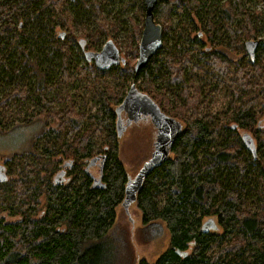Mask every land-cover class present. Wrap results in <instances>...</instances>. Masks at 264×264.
Masks as SVG:
<instances>
[{"label":"trees","instance_id":"obj_1","mask_svg":"<svg viewBox=\"0 0 264 264\" xmlns=\"http://www.w3.org/2000/svg\"><path fill=\"white\" fill-rule=\"evenodd\" d=\"M88 4L0 0V134L37 126L28 148L6 157L20 167L14 179L0 180V214L13 218L0 216V264H114L108 231L128 178L114 108L132 81L182 123L168 158L136 196L142 223L160 220L168 244L155 261L135 264H264V9L244 0H157L162 43L148 62L134 71L143 24H133L124 61L107 69L89 62L87 74L72 68L69 45L55 29L74 36ZM180 14L192 19L174 26ZM251 39L258 40L254 57L224 53H238ZM99 73L116 84L99 81ZM89 75L94 109H77V95L62 93L59 83ZM223 88L231 98L218 116L211 106ZM39 142L42 159L55 166L72 161L61 181L54 178L63 164L53 173L33 157ZM97 154L102 162L91 164ZM208 217L215 230H202Z\"/></svg>","mask_w":264,"mask_h":264},{"label":"rangeland","instance_id":"obj_2","mask_svg":"<svg viewBox=\"0 0 264 264\" xmlns=\"http://www.w3.org/2000/svg\"><path fill=\"white\" fill-rule=\"evenodd\" d=\"M244 1L246 7L250 9H264V0ZM141 2H143V0H96V2L93 3L89 0V4L80 12V17L77 18L74 36L68 34L67 30L64 28L57 27L55 29V35H58L61 40H64L66 44L69 45V60L72 68L84 67L85 69L82 70L89 74V65L94 61H88L85 57V52L100 51L108 39H111L119 48L120 57L126 58L127 55L123 47L131 42L130 35L132 25L139 23L143 24L144 14L142 18L139 17ZM76 11L79 12L77 9ZM179 18L183 20V22L188 23L190 19H192L191 16L188 17L185 14H180L173 18L174 26ZM262 49L261 57L264 58V45ZM224 53L228 54L233 59H235V57L237 58V55L244 59H250L245 50V46H242V50H238V53L230 49L224 50ZM51 71L53 76L57 75L56 68ZM79 77L81 76H77V79ZM97 78L99 81L110 85H115L117 81L116 78L108 73H99ZM130 83L131 82L128 83L125 93ZM189 84L198 83L192 80ZM94 85L95 82L89 75L88 80L79 79L74 85L59 83L58 90L62 93L67 90L72 95L76 94L75 105L77 109L91 108L93 110L94 107L91 99L94 96V89H91V87ZM250 95L251 92L247 93L245 96L249 97ZM168 97L171 99L173 98L171 94H168ZM230 98L229 90L223 88L213 101L211 106L212 113L220 116L221 112L226 109ZM36 129V125L15 127L7 133L0 134V165H4V167H0V177H3V180L7 179L6 182L16 177V172L20 167L18 163H14V161L13 163L7 161L9 158L6 157L26 150L29 145L30 137L34 134ZM155 132L156 130L150 119L144 117L140 118L138 122L128 126L118 138V158L122 162L128 175L134 176L144 161L150 157L153 151ZM41 148L42 142L37 143L33 157H35L37 162H44L46 169H54L53 173L58 172L63 161L55 166L52 162L42 159L40 156ZM95 151H99L98 145ZM1 215L7 220L13 219L8 215L6 210L2 211L0 216ZM141 219V210L136 201L130 203L127 208L121 204L116 207L115 218L108 231L110 236L109 239L113 247H115V250H117V257L114 264H135L140 258H145L147 261L153 262L166 248L169 235L164 224L160 220H156L150 225H144ZM206 219H204L202 223Z\"/></svg>","mask_w":264,"mask_h":264},{"label":"water","instance_id":"obj_3","mask_svg":"<svg viewBox=\"0 0 264 264\" xmlns=\"http://www.w3.org/2000/svg\"><path fill=\"white\" fill-rule=\"evenodd\" d=\"M156 3L157 0H143V27L138 42V55L133 67L135 72H138L148 62L160 48L162 43L161 26L154 20L153 10ZM256 43L257 42L254 41L252 46ZM85 57L88 61L93 60L94 64L100 69L116 66L124 61V58L120 57L119 48L111 39L105 42L100 51H86ZM122 110L128 113L126 123H124L121 118ZM114 111L116 113L115 129L118 137L121 136L132 120L138 121L143 116L149 117L156 130L153 151L150 157L144 161L134 176L128 175L125 184L124 198L121 202V205L127 208L130 203L136 201L137 192L145 177L154 167L163 164L168 158L172 145L182 130V123L176 118L164 113L152 97L136 87L134 81L130 83L125 95L121 102L115 107ZM246 137L245 135V141L251 144L252 140H248ZM94 162L95 157L91 159L90 163L93 164ZM71 165V160L65 161L63 163V168L55 175V181H61L65 174V167H70ZM1 166L2 165H0V167ZM3 179V177H0V180ZM201 227L202 230L207 231L216 229L217 225L213 218H208L202 223Z\"/></svg>","mask_w":264,"mask_h":264},{"label":"flooded vegetation","instance_id":"obj_4","mask_svg":"<svg viewBox=\"0 0 264 264\" xmlns=\"http://www.w3.org/2000/svg\"><path fill=\"white\" fill-rule=\"evenodd\" d=\"M244 46H245V43H244ZM245 50H246V48H245ZM256 50V49H255ZM247 51V50H246ZM247 54H248V56H249V58H251V56L249 55V53L247 52ZM254 55H255V52H254ZM116 107V106H115ZM114 110H115V108H114ZM116 114V113H115ZM144 117H146V116H144ZM144 117H141V118H144ZM121 118H122V120H123V122L124 123H126L127 122V119H128V113L125 111V110H122L121 111ZM115 120H116V117H115ZM139 121V120H138ZM138 121H131L129 124H128V126H130L132 123H135V122H138ZM153 125V124H152ZM127 126V127H128ZM126 127V128H127ZM155 128V127H154ZM118 137V136H117ZM104 158V155L103 154H97L96 156H95V162L94 163H99V162H102V159ZM66 168V167H65Z\"/></svg>","mask_w":264,"mask_h":264},{"label":"bare ground","instance_id":"obj_5","mask_svg":"<svg viewBox=\"0 0 264 264\" xmlns=\"http://www.w3.org/2000/svg\"><path fill=\"white\" fill-rule=\"evenodd\" d=\"M254 41H256L257 43L256 44H254V46H252V43H254ZM257 45H258V40H253V39H251V40H248V41H246V43H245V48H246V50H247V52L249 53V55L252 57H254V52H255V49H256V47H257ZM144 117V116H143ZM146 117H148V116H146ZM149 118V117H148ZM119 138V137H118ZM3 167H4V165H2Z\"/></svg>","mask_w":264,"mask_h":264}]
</instances>
